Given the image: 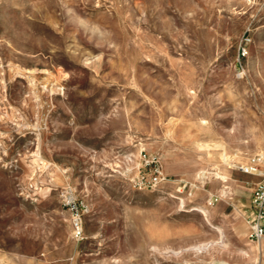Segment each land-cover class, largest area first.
I'll return each mask as SVG.
<instances>
[{"label":"rangeland","instance_id":"obj_1","mask_svg":"<svg viewBox=\"0 0 264 264\" xmlns=\"http://www.w3.org/2000/svg\"><path fill=\"white\" fill-rule=\"evenodd\" d=\"M257 155L264 0H0V264H264Z\"/></svg>","mask_w":264,"mask_h":264},{"label":"built area","instance_id":"obj_2","mask_svg":"<svg viewBox=\"0 0 264 264\" xmlns=\"http://www.w3.org/2000/svg\"><path fill=\"white\" fill-rule=\"evenodd\" d=\"M246 51L242 50L244 56ZM240 171L259 179L256 188L252 192V220L250 222L249 240L257 245H264V156L257 155L250 159V164L241 166ZM76 214L74 227L76 236L82 235L78 209L72 206Z\"/></svg>","mask_w":264,"mask_h":264},{"label":"bare ground","instance_id":"obj_3","mask_svg":"<svg viewBox=\"0 0 264 264\" xmlns=\"http://www.w3.org/2000/svg\"><path fill=\"white\" fill-rule=\"evenodd\" d=\"M245 3H250V0H245ZM240 77H241V76H240ZM202 124H205V121H203ZM217 147H221V145H216L215 149H216ZM199 148H200L201 150H209V149H210V145H209V144L200 145ZM222 159H224V161L226 162V161L228 160V157H227L225 154H222ZM181 202L183 203V201H181ZM244 206H245V208H246L247 204L244 203ZM245 208L242 207V210H241L242 212H241V211H240V212L237 211L236 213H237L238 215H239L240 213H243V212L246 210ZM192 211L199 212V213L203 216L204 220H205V221H206V222H207V223H208L213 229H215V230L219 233V235H220L221 237H223L222 229H221L220 227H218V226H216V225L213 224V221H212V218H211V213H210L209 209H207V207H204V206H202V205H197L195 208L192 209ZM243 229H246V226H245V225H243L242 227H240V226H236V227H234V231H235L237 234H242V233H243ZM259 246H262V245H259ZM213 247H214V250H216V252H219L221 249L226 248V245H225V243H224V241H223V238H220V241L215 242L214 245H213ZM201 249H202V250H206V248H204V247L196 248L195 250H196L197 254L201 252ZM171 253H172V255H173L174 257H179V256L182 254L181 251H178V252H173V251H171ZM240 253L243 254V255H246L243 251H240Z\"/></svg>","mask_w":264,"mask_h":264}]
</instances>
